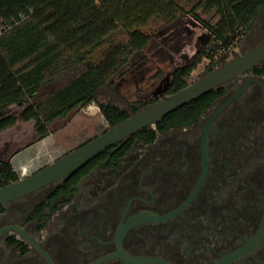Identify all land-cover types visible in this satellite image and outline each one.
Returning a JSON list of instances; mask_svg holds the SVG:
<instances>
[{
	"label": "flooded vegetation",
	"instance_id": "af4514ba",
	"mask_svg": "<svg viewBox=\"0 0 264 264\" xmlns=\"http://www.w3.org/2000/svg\"><path fill=\"white\" fill-rule=\"evenodd\" d=\"M220 88L196 123L1 205L0 264H264V68Z\"/></svg>",
	"mask_w": 264,
	"mask_h": 264
},
{
	"label": "trees",
	"instance_id": "16d2710c",
	"mask_svg": "<svg viewBox=\"0 0 264 264\" xmlns=\"http://www.w3.org/2000/svg\"><path fill=\"white\" fill-rule=\"evenodd\" d=\"M199 11L215 12L217 22L202 19ZM263 11L264 0H196L193 5L181 0H0V133L18 122L8 113L13 106L24 108L23 122L35 121L38 141L50 136L54 121L94 103L109 129L113 128L132 115L98 102L97 95L149 47L151 37L145 30L151 23L169 26L190 16L206 32L198 40L195 55L173 70L166 93L170 96L189 86L188 79L204 61L213 72L217 57L230 52L248 34ZM105 42L110 46L91 63L90 53ZM75 66H84L85 72L32 103L44 86ZM262 68L264 63L255 70ZM162 75L158 71L154 78ZM223 94L224 89L218 88L199 97L158 121L157 130L164 133L196 123ZM139 111L134 107L133 115ZM156 134L152 127L140 131L118 145L114 156H124L136 142L152 143ZM18 181L11 162H0V188Z\"/></svg>",
	"mask_w": 264,
	"mask_h": 264
},
{
	"label": "rangeland",
	"instance_id": "374dc122",
	"mask_svg": "<svg viewBox=\"0 0 264 264\" xmlns=\"http://www.w3.org/2000/svg\"><path fill=\"white\" fill-rule=\"evenodd\" d=\"M181 2L193 5L196 0H181ZM198 14L202 19L211 23H216L218 20L215 12L205 14L199 11ZM145 31L151 37L149 47L143 53L138 54L113 79V85L102 87L97 95L98 102L114 105L128 111L131 115H133L134 107L141 111L144 109L142 105L161 99V97L154 98V90L168 74H172L176 67L195 55L198 40L206 33L202 26L190 16L182 17L178 22L169 26L161 22H154ZM116 38L118 39V37ZM262 41H264V11L260 14L253 29L230 52L217 57L213 70L237 58ZM109 46L110 43L105 42L103 46L92 51L89 61L93 63L99 60ZM208 67L209 62L204 61L188 79L189 85L209 74ZM158 71H162L163 75L156 80L154 77ZM84 72V66H75L64 72L55 82L44 86L40 90L38 98L32 103L42 101L47 95L62 88ZM23 110L24 108L17 106L9 108V115L15 116L18 122L14 127L0 133V150L7 141L15 142L5 159L6 161L11 162L15 154L25 151L22 158H26L27 163L25 164L27 165L19 166L15 162L16 160L13 161L18 175L24 173L28 175L109 130L97 104L94 103L70 113L65 118L54 121L49 126L50 136L45 140L38 141L35 121L25 123L21 120ZM35 160L38 162L30 164V161ZM27 166L31 167L29 172L26 169Z\"/></svg>",
	"mask_w": 264,
	"mask_h": 264
},
{
	"label": "water",
	"instance_id": "95a60500",
	"mask_svg": "<svg viewBox=\"0 0 264 264\" xmlns=\"http://www.w3.org/2000/svg\"><path fill=\"white\" fill-rule=\"evenodd\" d=\"M262 63H264V41L170 96H167L166 93L171 84L172 74H168L153 92L155 99L161 97L156 103L132 115L125 122L110 128L102 135L80 146L37 173L19 176L18 182L0 188V206L14 202L54 182L69 177L104 152L127 141L140 131L155 126L158 121L179 108L230 83ZM9 146L10 143L5 144V147L0 151V162L6 161L5 159L9 155ZM11 164L14 165L13 160ZM263 232L264 222L257 237L258 240L263 235ZM20 233L31 241L23 232ZM126 260L135 264H167L153 259L127 257Z\"/></svg>",
	"mask_w": 264,
	"mask_h": 264
},
{
	"label": "crops",
	"instance_id": "0c3cea01",
	"mask_svg": "<svg viewBox=\"0 0 264 264\" xmlns=\"http://www.w3.org/2000/svg\"><path fill=\"white\" fill-rule=\"evenodd\" d=\"M5 132V131H4ZM3 133V132H2ZM12 141V144H11V148H10V150L13 148V146H14V144H15V142L13 141V140H11ZM10 141V142H11ZM7 142H9V141H7ZM17 153V152H16ZM25 154V151H23V152H19V153H17V154H15V156H13V158H12V160L14 161V160H17L18 158H20V162L22 163V166L23 165H27V164H25V163H27V161H26V158L24 157V158H22V156ZM33 162H35V161H30V164L31 163H33ZM14 164V163H13ZM13 166V168L15 169V167H14V165H12ZM20 172V171H19ZM18 174V173H17ZM19 176H23V175H19Z\"/></svg>",
	"mask_w": 264,
	"mask_h": 264
}]
</instances>
